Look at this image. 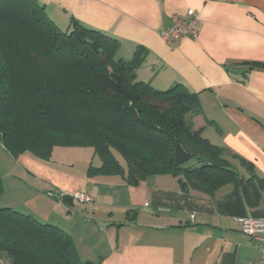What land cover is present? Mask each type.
<instances>
[{
  "label": "crops",
  "instance_id": "1",
  "mask_svg": "<svg viewBox=\"0 0 264 264\" xmlns=\"http://www.w3.org/2000/svg\"><path fill=\"white\" fill-rule=\"evenodd\" d=\"M39 1L64 29L80 23L117 38V58L130 60L142 47L138 79L198 92L219 127L202 133L226 149L238 177L213 196L182 189L168 173L130 184L121 174L89 175L101 165L91 146H55L42 159L14 157L0 141L13 164L2 176L0 206L65 229L80 258L96 264H264L237 221L264 217V201L250 207L240 185L252 173L264 177V0ZM192 13L201 18L199 36L168 44L161 29Z\"/></svg>",
  "mask_w": 264,
  "mask_h": 264
},
{
  "label": "trees",
  "instance_id": "2",
  "mask_svg": "<svg viewBox=\"0 0 264 264\" xmlns=\"http://www.w3.org/2000/svg\"><path fill=\"white\" fill-rule=\"evenodd\" d=\"M119 47L99 29L62 28L39 0H0L5 148L14 157L28 152L49 159L55 146H91L101 159L88 168L91 176L121 174L139 184L168 173L182 189L210 196L234 181L238 172L226 149L202 133L217 124L198 92L183 83L159 89L138 79L144 49L124 60L116 57ZM240 185L250 207L264 201L263 176L252 173ZM3 256L8 264H96L80 258L65 229L8 206H0V264Z\"/></svg>",
  "mask_w": 264,
  "mask_h": 264
},
{
  "label": "built area",
  "instance_id": "3",
  "mask_svg": "<svg viewBox=\"0 0 264 264\" xmlns=\"http://www.w3.org/2000/svg\"><path fill=\"white\" fill-rule=\"evenodd\" d=\"M201 31V18L192 13L186 16L175 15L170 25L160 31L162 38L170 45L187 37H198ZM79 200L89 202L93 196L86 192H78L75 195ZM242 231L260 247L264 257V217H238Z\"/></svg>",
  "mask_w": 264,
  "mask_h": 264
},
{
  "label": "rangeland",
  "instance_id": "4",
  "mask_svg": "<svg viewBox=\"0 0 264 264\" xmlns=\"http://www.w3.org/2000/svg\"><path fill=\"white\" fill-rule=\"evenodd\" d=\"M89 148H91V147H89ZM119 157H120L122 162H125L124 158L121 155H119ZM11 158H12L11 155H9L8 151L0 143V171H1L2 176L5 174L6 171L8 172L10 169H12L13 164L10 161ZM96 158H99V156L96 155ZM8 263H9L8 258L6 256H3L2 257V264H8Z\"/></svg>",
  "mask_w": 264,
  "mask_h": 264
}]
</instances>
